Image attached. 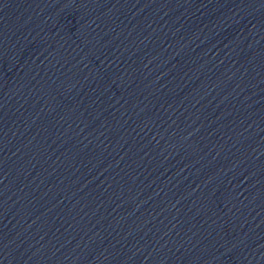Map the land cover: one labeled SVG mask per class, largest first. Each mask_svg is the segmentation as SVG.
<instances>
[{"label": "water", "instance_id": "95a60500", "mask_svg": "<svg viewBox=\"0 0 264 264\" xmlns=\"http://www.w3.org/2000/svg\"><path fill=\"white\" fill-rule=\"evenodd\" d=\"M0 264H264V0H0Z\"/></svg>", "mask_w": 264, "mask_h": 264}]
</instances>
